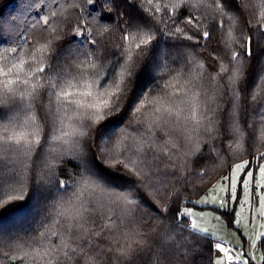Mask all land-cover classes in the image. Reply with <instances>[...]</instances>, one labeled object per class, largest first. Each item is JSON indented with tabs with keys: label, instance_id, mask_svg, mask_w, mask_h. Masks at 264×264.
I'll return each mask as SVG.
<instances>
[{
	"label": "snow or ice",
	"instance_id": "1",
	"mask_svg": "<svg viewBox=\"0 0 264 264\" xmlns=\"http://www.w3.org/2000/svg\"><path fill=\"white\" fill-rule=\"evenodd\" d=\"M109 3L110 0H103V4ZM100 4L101 0H48L47 3L34 0L29 7L38 9L35 24L40 26V38L33 41L24 35L23 43L17 46H5L6 28L0 23V161L6 157H31L43 140L50 153L60 154L61 175L68 177H56L53 161L58 157L42 161L47 175L55 177L56 190L62 195L67 193L75 187L72 176L79 177V188L73 192V198L67 201L57 198L51 204L45 198L44 215L32 235L22 237L0 228V247L7 244L14 251L8 259L19 260L21 264H99L104 250L97 252L91 237L101 233L92 232L87 224L95 222L91 219L92 213L107 207L103 230L118 227L113 219L117 210L121 224L126 219L131 223L141 211L145 215L140 219L151 215L159 220L170 213L173 229L201 236L210 245L208 264H257L253 250L258 244L264 247V233L253 238L241 233V244L229 247L222 239L213 238L214 234L207 228H202L197 219L199 214L190 208L177 207L171 212L179 204V190L173 189L171 204L161 207L168 199V179L173 176L179 179L177 174L183 165L175 166V171H161L158 161L179 155L181 144L166 140L167 147L160 150V155L152 147V137L161 129H169L170 136L179 134L178 138L187 148L186 157L199 159L206 147L210 155L219 158L232 151L234 141L243 143L246 130L236 115L239 69L235 66L230 69L219 52L213 54L220 67L215 72L217 87L223 85L224 79L231 86L228 120L220 124L218 118L208 116L212 111L208 92L199 83L204 78L205 64L185 58L181 67L172 68L167 57L160 53L158 36L183 37L186 41L210 40V31H203L202 37H198L199 17L188 11L205 8L214 19L215 13L227 17L213 25L211 34L226 33L222 42L230 62L239 60L245 53L250 58L251 37L241 39L235 35L238 19H243L244 0H233L231 11L225 0H141L144 14L135 21L125 18L122 25H117L121 35L119 43L114 45L108 39L114 36L109 27L113 19L108 15L113 9L109 7L89 19L88 8L95 12ZM178 14L183 17L187 30L176 19ZM122 15L118 14L116 19ZM62 20L68 22L67 33L59 26ZM256 23L264 28V0H259ZM67 35H71L70 40L65 39ZM237 43L243 52L231 48ZM73 44L80 47L74 48ZM221 73H226V77ZM43 97L47 98L43 107L52 119L47 138L35 112V101ZM125 116L128 123L122 125L120 121ZM132 123L145 130L130 127ZM255 133L254 129L252 134L255 136ZM203 135L208 140L202 141ZM221 136L224 141L220 145L211 143ZM259 139L264 141V126L259 129ZM239 147L240 144L237 150ZM66 155H75L80 160L72 171L68 168L71 161L63 158ZM257 159L264 160V152ZM172 167L166 165V169ZM27 171V167L20 171L10 169L7 174L0 171V210L28 199ZM184 180L187 183L188 178ZM34 187L40 191L39 179ZM208 192L225 193L226 199L218 202L213 195L212 203L221 215L233 217L230 223L237 231H240V220L236 205L243 207L252 197H256L257 214L264 219V163L256 169L251 167L250 160L235 163ZM195 203L208 204V196ZM215 219L219 220L220 216ZM124 236L126 243L115 249L119 256L129 257L146 250L143 230H129ZM53 237L58 242H53ZM107 250L113 251L111 247ZM259 264H264V254L259 257Z\"/></svg>",
	"mask_w": 264,
	"mask_h": 264
},
{
	"label": "trees",
	"instance_id": "2",
	"mask_svg": "<svg viewBox=\"0 0 264 264\" xmlns=\"http://www.w3.org/2000/svg\"><path fill=\"white\" fill-rule=\"evenodd\" d=\"M33 2L34 0H0V23H4L6 28L3 34V38L7 42L5 46H17L23 43L24 35H27L33 41L40 38V26L35 24L38 19L36 15L38 9L29 7V4ZM47 2L48 0H45V3ZM225 3L228 10L231 11L233 0H225ZM140 5L141 0H132L131 3L128 0H110V3L107 5L103 4V0H101L98 11L92 12L88 8V12L91 13L89 19L92 16H99L109 7L113 9L108 15L113 19L109 27L114 33V36L108 39L110 40V45H114L119 43V37L121 35L117 25H122L125 18H131L135 21L137 17L143 15L144 13ZM52 6L54 7L55 5ZM84 7L87 8L88 6L85 5ZM241 10L244 15L242 20L238 19L235 35L241 37V39L243 37H251L253 54L250 58L245 53L241 55L239 60L230 62L231 58L227 54V50L222 42V38L226 33L218 31L214 35L211 34L213 25H218L219 20H226L227 17H221L219 13H215L214 19L213 14L205 8H190L188 11L192 16L199 17L200 31L198 37H202L203 31H210V40L205 41L199 38L194 41H186L183 37L158 36L160 53L167 57L168 63L171 64L172 68L176 69L181 67L185 63V58L193 61H202L205 64L206 71L204 72V78L199 83L203 84L205 90L208 92L209 103L212 108L208 116L210 118H218L220 124H224L228 120L231 103V86L227 85V80L224 79L223 85L217 87L215 72H219L220 67L218 61L213 58V54L219 52L223 57L224 63L228 64L230 69L233 66L239 69L241 79L237 86L239 89V97L236 101V115L241 126L246 130L243 143L234 141L230 153H225L221 157L216 158L214 154L210 155L205 147L203 149L205 154L199 159L197 156H184L187 148L184 146L183 140L178 138V133H172L170 136L169 129L155 131V136L152 137L154 141L152 147L157 155H160L161 149L167 147L165 144L166 140L172 139L173 142L181 144V152L179 155L172 156L170 160L164 158L158 161L161 171H175V166L183 165L177 174L180 177L179 179L176 176L168 179V199L161 205L163 207L164 204H171L173 189L179 190V204L171 208V212H175L177 207H182L183 204L189 207L194 205V201L206 193L216 180L226 175L230 167L235 163L244 160H250L251 162L256 160L257 163L264 161L257 159L259 154L264 152V141L259 139V129L264 126V120L261 119V117H264V28L256 23L259 11V0H244V6ZM75 11L79 13V9ZM120 13L123 15L116 19ZM176 19L180 20V26L185 27L187 30V26L184 25L183 17L180 14L176 16ZM34 24L35 28L33 29L32 26ZM59 26L64 33L68 32L67 20L60 21ZM189 34L192 33L189 32ZM47 35L48 33H44V36ZM65 39L70 40L71 35H67ZM184 45L191 46L185 47ZM72 47H80V45L73 44ZM231 48L238 52L244 51L238 43L232 44ZM209 73H212V76H209ZM226 75V73H221L223 77H226ZM225 85H227L226 90ZM253 96H255V99H253ZM46 102V97L37 99L35 101V112L43 124L44 135L47 138L51 130L52 119L48 115L45 107H43ZM214 113L216 114L215 117ZM134 120L135 118H133ZM120 123L122 125L128 123V117L125 116ZM144 123L146 125L148 121L146 120ZM130 127L135 128L140 126L132 123ZM254 129L256 130L255 136L252 134ZM140 130L143 132L145 129L144 127H140ZM200 139L202 141L208 140V136L203 135ZM223 141L224 137L221 136L219 140L212 141L211 143L220 145ZM238 144H240V147L237 150ZM41 145L31 157H6L3 161H0V171L6 174L10 169L20 171L25 167L28 168V171L25 172L27 177L26 184L28 185V199L24 202H16L10 205L8 209L0 210V228H3L13 235L19 234L22 237L32 235L33 230L38 227L44 215L46 197H48L47 204L53 203L57 198L67 201L69 198H73V192L79 188V177L73 175L72 181L75 184L74 188H70L63 195L56 190L55 177L47 175V169L41 166L42 161L45 158L52 160L53 157H58L53 161L56 163V177L60 179H67L68 177L61 175L62 165L59 162L60 154L56 152L50 153L49 146L45 145L43 140ZM145 147L147 150V145ZM63 158L65 161H71L68 164L70 171L75 168V165L80 163V160L75 155H66ZM149 159H151V152ZM166 165H172L173 167L166 169ZM203 173L206 174L201 179L200 177ZM185 177L188 178L187 183H185ZM38 179L39 192L34 187ZM185 187H187V191L184 190ZM187 201H191V203H187ZM93 203L96 204L97 200H93ZM13 208L16 210L13 211ZM105 214H108L107 207L99 208L98 211L91 215V219L95 222L92 223L90 221L87 224V227L92 232L101 233V236L91 237L95 250L97 252L104 250V254L99 258V264H208L210 245L201 236H192L188 232H181L180 229H173L172 215L170 213L164 214L163 218L159 220L151 215H148L146 219H140L141 216L145 215L141 211L135 214V219L131 223L126 219L121 224L120 219H118L119 211L117 210L113 219L116 221L118 227H114L111 231L102 229V225L105 222ZM223 216L226 217L227 223L230 224L232 216ZM49 227H52V225L49 224ZM129 230L136 232L143 230L145 240L147 241L146 250L135 252L129 257H121L115 252V249L126 243L124 233ZM52 240L53 242H58L55 237ZM109 247L113 251L109 252L107 250ZM259 249L261 254H264V247H260L259 245ZM12 254H14V251L9 249L7 244L0 247V264H21L19 260L11 261L8 259ZM213 257L214 254H212Z\"/></svg>",
	"mask_w": 264,
	"mask_h": 264
},
{
	"label": "rangeland",
	"instance_id": "3",
	"mask_svg": "<svg viewBox=\"0 0 264 264\" xmlns=\"http://www.w3.org/2000/svg\"><path fill=\"white\" fill-rule=\"evenodd\" d=\"M241 162L243 161L237 163ZM261 163H264V161L257 163L256 160H253L251 162V167L253 169H256ZM220 178L216 180L209 189H211L212 186L220 180ZM205 195L208 196V204L205 205L195 203V201L201 199V197ZM213 195L216 197L217 202L222 198L226 199V195L223 192L209 193L207 190L206 193H204L194 201V205L189 207L194 213L199 214L197 219L200 226L202 228H207L210 233H213V238L218 237L225 241L231 247L234 245L239 246L241 244L243 240V236L241 235V233L246 234L250 238H253L260 233H264V219H261L257 214V205L254 203L256 197H252L249 203L244 204L243 207H241L240 205H236V210L239 213L238 218L240 220V231H237L231 223H227L226 217L221 215V211L215 210L217 205H214L212 203ZM241 199L243 200V197H241ZM216 216H220V219H215ZM253 251L255 252V255L257 257V263H259V257L262 255L259 249V245H257V248ZM213 259H215V254Z\"/></svg>",
	"mask_w": 264,
	"mask_h": 264
},
{
	"label": "built area",
	"instance_id": "4",
	"mask_svg": "<svg viewBox=\"0 0 264 264\" xmlns=\"http://www.w3.org/2000/svg\"><path fill=\"white\" fill-rule=\"evenodd\" d=\"M182 207L189 208V206L183 204ZM228 245V244H227ZM230 247V245H228Z\"/></svg>",
	"mask_w": 264,
	"mask_h": 264
},
{
	"label": "crops",
	"instance_id": "5",
	"mask_svg": "<svg viewBox=\"0 0 264 264\" xmlns=\"http://www.w3.org/2000/svg\"><path fill=\"white\" fill-rule=\"evenodd\" d=\"M257 264H259V263H257Z\"/></svg>",
	"mask_w": 264,
	"mask_h": 264
}]
</instances>
